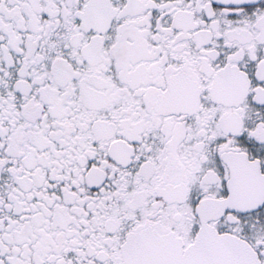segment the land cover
<instances>
[{
  "label": "snow or ice",
  "instance_id": "obj_1",
  "mask_svg": "<svg viewBox=\"0 0 264 264\" xmlns=\"http://www.w3.org/2000/svg\"><path fill=\"white\" fill-rule=\"evenodd\" d=\"M0 264H264V0H0Z\"/></svg>",
  "mask_w": 264,
  "mask_h": 264
}]
</instances>
